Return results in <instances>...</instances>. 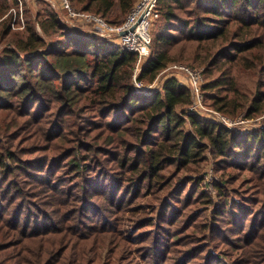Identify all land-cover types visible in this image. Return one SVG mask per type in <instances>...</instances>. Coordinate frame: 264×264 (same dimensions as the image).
<instances>
[{"label":"trees","instance_id":"obj_1","mask_svg":"<svg viewBox=\"0 0 264 264\" xmlns=\"http://www.w3.org/2000/svg\"><path fill=\"white\" fill-rule=\"evenodd\" d=\"M19 1L0 0V19ZM71 1L119 26L138 0ZM157 11L139 80L194 50L212 109L264 115V0H159ZM35 17L21 34L12 14L0 23V264H264V128L190 113L176 78L143 95L135 53L57 12ZM208 153L216 199L195 178Z\"/></svg>","mask_w":264,"mask_h":264},{"label":"built area","instance_id":"obj_2","mask_svg":"<svg viewBox=\"0 0 264 264\" xmlns=\"http://www.w3.org/2000/svg\"><path fill=\"white\" fill-rule=\"evenodd\" d=\"M63 8L68 11V16L74 18H85L93 21L102 37L113 40L122 48H125L137 55V62L134 70V83L139 90H150L152 87H144L138 83V76L146 63V52L152 45V25L159 18L157 11L159 0H138L128 15L127 19L119 26H111L102 18L87 13H77L71 4V0H61ZM118 38V39H117ZM116 39V40H115ZM179 83L190 89L192 105L190 113L199 114L203 118L211 117V121L220 126L236 130L246 126L249 122L242 117L230 118L216 110H210L204 103V74L202 70L192 69L185 65L174 64L168 69ZM247 131H243L246 133ZM212 175H210V180ZM212 189L213 185L210 184Z\"/></svg>","mask_w":264,"mask_h":264},{"label":"rangeland","instance_id":"obj_3","mask_svg":"<svg viewBox=\"0 0 264 264\" xmlns=\"http://www.w3.org/2000/svg\"><path fill=\"white\" fill-rule=\"evenodd\" d=\"M193 1L198 2L200 0H193ZM71 4H72V8L77 13H85V12H82L80 9H78L76 7V5L74 3H72V1H71ZM117 10H119V8H117ZM50 11L57 12L59 14V16L61 17L63 24L67 25L68 27L72 28L73 30H75L77 32H80V33L85 32V33H89L92 35L93 34L100 35L99 30L97 28V25L93 21L87 20L85 18H74V19H72L71 17H69L68 11L63 8V4H62L61 0H20L19 6H13L10 9L9 14L7 16H5L4 18L0 19V23L12 14L14 16V21L19 22L21 20V23H20V25H17L16 22L13 21L14 23L12 26L11 34H15V33L21 34L23 31L26 30V26H28V24H31L32 21L36 18L35 16H37L40 13L41 18H44L48 14V12H50ZM97 17H99V16H97ZM125 17L126 16H123L122 19H124ZM161 25H162V21H160V20L158 21V19L156 21H154V23L152 25V32H151L152 38H153L154 34H157L159 32ZM38 30L41 32V30L39 29V26H38ZM2 48H3V46L0 47V50ZM152 51H153V46L151 45L146 52V61L152 55ZM185 52H186L185 53L186 60H179V61H175L172 64H170L168 66V68L166 70H164L153 83H149L148 81H145V80L144 81L139 80V78H138L139 84L142 83L144 87H152V89H150V90H145V89L139 90V89H137V91L143 95H151V94L156 93L158 91H162L165 82L168 79L175 78V77H173L171 71L168 70L169 67L174 65V64L185 65V66H188L192 69H197V70L203 71V74H204L203 91H204V97H205L204 103L208 107V109L214 110L211 107L212 100L207 98L208 90L206 88H207V85L209 84L210 80H208V77H206V75L204 73L206 66L200 65L199 63H193L191 61L194 57V50L185 51ZM175 53L176 52H174V54ZM182 57H183V53H182ZM133 81H134V75H133ZM254 82L255 81H254L253 77L248 76V75H242L241 79H240V83H241V88H239L240 91L244 94H247L248 96H251V95L253 96V94L255 93ZM245 115H246V111H244V112L242 111V112H239V114L236 116H228V117L234 118V119L242 117L243 119H246L249 122L248 125L240 127V129H237V132H239L241 134H245V133H243V131H247L246 133H248V132H254V131H257L261 128H264V115H262L260 117H256V118H251V119L246 118ZM206 119L210 120L212 118L207 117ZM234 131H236V130H234ZM207 158H208L207 161L202 163L199 166V168H201V172H200V175H196L195 178H204L203 186H204L205 190L208 192V194L210 196H212L214 199H216L215 189H212V187L210 185V184L214 185V182L218 179L217 178L218 176L215 172V168H216L215 166L216 165L213 161V158L211 157V155L209 153L207 154ZM186 174L189 176L191 173H186ZM210 175H212L211 181H209Z\"/></svg>","mask_w":264,"mask_h":264}]
</instances>
